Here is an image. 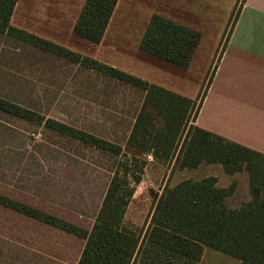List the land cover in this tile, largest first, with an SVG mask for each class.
Listing matches in <instances>:
<instances>
[{
  "label": "trees",
  "instance_id": "obj_1",
  "mask_svg": "<svg viewBox=\"0 0 264 264\" xmlns=\"http://www.w3.org/2000/svg\"><path fill=\"white\" fill-rule=\"evenodd\" d=\"M16 1L0 0V33L142 90L144 97L126 141L130 156L115 143L0 98L4 113L123 157L88 225L0 192V209L31 225L16 231L24 233L25 239L0 241V264H141V255L145 264H196L204 247L236 258L240 264H264V154L193 125L213 72L201 94L190 100L11 26ZM115 4L116 0H85L73 33L98 43ZM239 9L240 5L234 10L217 59ZM198 38L197 31L154 14L139 49L185 66ZM142 154H151L156 161L171 160V169L217 164L228 175L245 172L251 199L237 209L228 208L224 200L234 193L236 183L220 188L214 176L184 179L174 186L166 183L159 195L150 191L153 208L149 222L143 234L142 230L136 233L125 226L124 215L146 165ZM45 231L55 237L48 239Z\"/></svg>",
  "mask_w": 264,
  "mask_h": 264
},
{
  "label": "rangeland",
  "instance_id": "obj_2",
  "mask_svg": "<svg viewBox=\"0 0 264 264\" xmlns=\"http://www.w3.org/2000/svg\"><path fill=\"white\" fill-rule=\"evenodd\" d=\"M2 54L0 95L46 118L123 143L122 134L128 129L140 100L137 91L101 81L79 67L60 64L59 60L15 42L5 34H0ZM205 80L204 76L198 89H203ZM123 149L130 156L126 145ZM145 156L141 157L145 159ZM122 158L0 111V192L63 218L82 220L85 225L92 222L109 179ZM156 163L159 170L153 168V161L146 160L141 182L135 186V194L125 211V226L136 233L142 230L143 234L149 222L153 208L150 191L157 194L166 183L174 186L180 180L200 179L220 168L211 164L179 170L171 169V160ZM237 176L239 187L235 197L228 199L229 206L230 201L249 198L246 173ZM230 180L225 173L219 175L220 185H228ZM23 220L0 209V241L25 239L24 233L16 232L31 226ZM42 233L48 239L55 237L50 231ZM207 250L221 258L213 261L214 264L236 260ZM208 259L205 256V261ZM139 261L145 264L143 255Z\"/></svg>",
  "mask_w": 264,
  "mask_h": 264
},
{
  "label": "crops",
  "instance_id": "obj_3",
  "mask_svg": "<svg viewBox=\"0 0 264 264\" xmlns=\"http://www.w3.org/2000/svg\"><path fill=\"white\" fill-rule=\"evenodd\" d=\"M84 2L85 0H17L10 17V25L190 100H195L201 94L198 84L204 76L207 78L213 72L193 125L264 154V0H116L98 43H92L73 33V26ZM238 5L240 9L235 23L217 59L223 42L221 36L224 33V39L228 28L226 26ZM154 14L199 33L187 65L178 66L139 49L140 39ZM10 39L59 60L60 64L84 69L101 81L115 83L114 85L118 83L137 91L140 100L130 118L128 129L122 134L123 145L103 138L122 148L126 145L130 129L142 105L144 91L16 39ZM2 56L4 55L0 57ZM0 98L20 105L2 95ZM93 135L102 138L98 134ZM140 156L153 161V168L159 170L160 166L151 154ZM201 165L211 164L199 166ZM218 166L219 170L208 176L216 177V186L220 188H226L232 182L236 183L234 193L225 198L224 204L230 209H237L251 199L249 183V198L247 196L243 201H230L229 206L228 199L235 197L239 187V173H225L231 180L228 185H220L219 175L224 171ZM152 189L157 192L153 187ZM134 194L135 191L133 196ZM207 249L210 248H203L196 264H214L213 261H221V258ZM205 256H209L208 261H205ZM231 261L234 262L229 261L228 264H240L238 259Z\"/></svg>",
  "mask_w": 264,
  "mask_h": 264
}]
</instances>
